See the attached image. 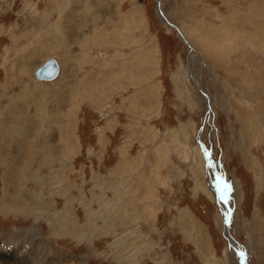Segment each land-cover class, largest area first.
<instances>
[{
  "label": "rangeland",
  "instance_id": "rangeland-1",
  "mask_svg": "<svg viewBox=\"0 0 264 264\" xmlns=\"http://www.w3.org/2000/svg\"><path fill=\"white\" fill-rule=\"evenodd\" d=\"M160 3L0 0L1 264H264V0Z\"/></svg>",
  "mask_w": 264,
  "mask_h": 264
},
{
  "label": "bare ground",
  "instance_id": "bare-ground-1",
  "mask_svg": "<svg viewBox=\"0 0 264 264\" xmlns=\"http://www.w3.org/2000/svg\"><path fill=\"white\" fill-rule=\"evenodd\" d=\"M156 1V3H157V11H158V16H160V20L163 22V23H165V24H167V25H172L171 23H169L167 20H165V18H164V15L162 14V12L160 11V8H161V3H160V0H155ZM162 15V16H161ZM128 19V18H127ZM169 25V26H170ZM173 26V25H172ZM251 32V31H250ZM53 61H55V64L57 65V67H58V73H57V75L53 78V79H50V80H42V79H37V77L35 76V73H34V77H35V79L37 80V81H42V82H51V81H54L58 76H59V74H60V66H59V64L57 63V61L56 60H53ZM47 62V61H46ZM45 62V63H46ZM44 63V64H45ZM191 71V70H190ZM192 73V72H191ZM194 73H195V71H194ZM193 73V74H194ZM194 78V80H195V82H196V86L199 88V90H200V92H201V94H202V96H203V98L204 99H206V96H207V94H206V90L202 87V85H201V81L199 80V77L196 75V74H194V76H193ZM205 104H208L207 102L205 103ZM209 105H210V103H209ZM209 107V106H208ZM63 144V143H62ZM213 166V165H212ZM214 166H216V163H215V165ZM214 168V167H213ZM220 175V174H219ZM219 175H217V177L218 178H222V177H220ZM222 181H223V178H222ZM210 188H211V191L219 198V193H218V191H217V186L215 185V184H213V183H211L210 182ZM232 194V193H231ZM235 196V195H234ZM232 197L231 195H229V199H228V203H229V205L230 204H232V203H234V204H236V199H235V197ZM228 203L227 204H223V203H221L220 202V199H219V205H220V208L222 209V211H223V215L224 216H226V209H227V211H228V209L229 208H227V205H228ZM236 206V205H235ZM230 212H231V210H230ZM230 212H228V213H230ZM228 220H229V217H228ZM222 224H223V229H224V233H225V235H224V233H223V236L225 237L226 236V238H227V240L229 241V243H230V245L232 246L231 248L234 250H236L237 251V253H242L241 255V258H242V260L244 259V249H242V247H240V246H237L235 243H234V241H233V239H232V237L229 235V232H228V226H229V222H225V220H224V222H222ZM244 261H245V259H244ZM243 261V263L242 264H246V262H244ZM1 264V263H0Z\"/></svg>",
  "mask_w": 264,
  "mask_h": 264
},
{
  "label": "water",
  "instance_id": "water-1",
  "mask_svg": "<svg viewBox=\"0 0 264 264\" xmlns=\"http://www.w3.org/2000/svg\"><path fill=\"white\" fill-rule=\"evenodd\" d=\"M162 16V15H161ZM170 25V24H169ZM176 32L179 36L180 33L178 31V29L172 25H170ZM58 73V67L57 65L55 64V61L53 60H48L41 68H39L38 70H36L35 72V76L37 77V79H42V80H50V79H53ZM207 154V152H206ZM207 161H208V164L211 163V165H213V167H215V160L209 155H205ZM214 174V177L216 179V175H215V172L213 173ZM218 183V180L216 179V185ZM228 212H230V209H228Z\"/></svg>",
  "mask_w": 264,
  "mask_h": 264
},
{
  "label": "snow or ice",
  "instance_id": "snow-or-ice-1",
  "mask_svg": "<svg viewBox=\"0 0 264 264\" xmlns=\"http://www.w3.org/2000/svg\"><path fill=\"white\" fill-rule=\"evenodd\" d=\"M208 155V154H206ZM208 167H212L211 163L208 164ZM232 190V186L224 183L222 181V178H218V183H217V191L219 193V199L220 202L223 204H227L228 203V199H229V195L231 193ZM231 215V213H228L225 217V222H228V217Z\"/></svg>",
  "mask_w": 264,
  "mask_h": 264
}]
</instances>
